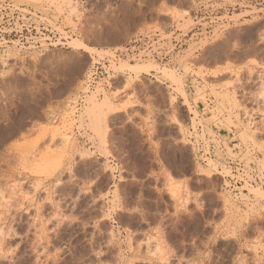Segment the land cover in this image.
I'll list each match as a JSON object with an SVG mask.
<instances>
[{"label": "rangeland", "instance_id": "rangeland-1", "mask_svg": "<svg viewBox=\"0 0 264 264\" xmlns=\"http://www.w3.org/2000/svg\"><path fill=\"white\" fill-rule=\"evenodd\" d=\"M2 13L9 33H17L0 49V264H264V188L234 198L226 183L231 169L218 161L196 159L193 212L180 185L156 188L165 227L155 237L129 231L118 241L108 231L105 197L95 196L109 189L107 167L68 163L78 144L73 130L100 122L98 109L109 101L89 99L80 117L71 110L92 61L137 33L160 30L149 23L167 13L180 33H200L180 64L208 47L241 60L199 71L193 130L221 135L227 156L256 161L264 172V0H0ZM141 65L146 76L161 70ZM130 66L114 70L135 74ZM223 117L224 127L212 122ZM79 176L86 177L84 195Z\"/></svg>", "mask_w": 264, "mask_h": 264}, {"label": "crops", "instance_id": "crops-1", "mask_svg": "<svg viewBox=\"0 0 264 264\" xmlns=\"http://www.w3.org/2000/svg\"><path fill=\"white\" fill-rule=\"evenodd\" d=\"M171 9L181 7L175 4ZM149 24L166 33L179 31L178 22L167 13H159ZM195 40V35L188 40L183 57L198 43ZM234 58L224 51L220 54L215 47L195 52L192 61L181 63L184 71L190 70L182 73L181 81L166 76L162 67L137 78L130 72L117 75L108 92L109 101L98 109L101 121L73 130L78 144L69 150L68 163L93 160L107 167L109 189L95 192V196L106 199L108 231L117 241L119 237L126 238L129 231L134 237H155L154 231L165 227L163 221L167 217L157 209L156 188L180 185V199L186 200L189 193L193 212L199 201L198 187H194L199 176L198 161L192 140L199 113V104L195 102L197 85L202 81L198 73L225 68L232 60L241 64L240 59ZM226 119L212 122L224 127ZM86 186V177L79 176L80 194H85L82 192ZM187 186L188 192L184 189ZM195 235L194 241L198 243V233Z\"/></svg>", "mask_w": 264, "mask_h": 264}, {"label": "built area", "instance_id": "built-area-1", "mask_svg": "<svg viewBox=\"0 0 264 264\" xmlns=\"http://www.w3.org/2000/svg\"><path fill=\"white\" fill-rule=\"evenodd\" d=\"M7 16L0 14V49L9 44L10 34L17 33L16 29H12L10 33L6 29L4 24ZM177 33L180 32L176 31L170 37V33L161 29L145 30L130 37L123 46L112 49L109 55L92 61L85 74L81 90L70 104L75 116L80 117L86 110L89 99L100 101L108 95L115 78L120 74L119 71L114 70V67H118L121 63H152L182 74L184 70L179 62L185 54L188 40L200 33L196 31L191 36H180ZM192 132L196 159L199 162L207 164L208 161H218L231 169L232 175L226 178V183L234 198L240 200L243 195L249 193L250 187L264 188V172L256 161L246 165L227 156L226 141L223 137L215 134L214 141L213 137L208 136L204 127L199 126Z\"/></svg>", "mask_w": 264, "mask_h": 264}, {"label": "bare ground", "instance_id": "bare-ground-1", "mask_svg": "<svg viewBox=\"0 0 264 264\" xmlns=\"http://www.w3.org/2000/svg\"><path fill=\"white\" fill-rule=\"evenodd\" d=\"M76 47L79 49H85V50H89V47H87L86 45L82 44V43H78L76 44ZM131 69H133L137 74H144L147 73L149 71L148 69V65H132L131 64ZM135 73V74H136Z\"/></svg>", "mask_w": 264, "mask_h": 264}]
</instances>
